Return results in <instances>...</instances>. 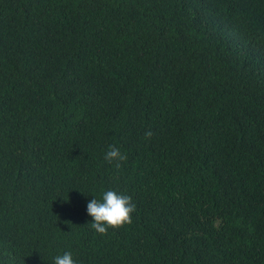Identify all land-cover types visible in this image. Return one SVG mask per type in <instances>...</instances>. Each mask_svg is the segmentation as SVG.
I'll use <instances>...</instances> for the list:
<instances>
[{
  "label": "trees",
  "instance_id": "16d2710c",
  "mask_svg": "<svg viewBox=\"0 0 264 264\" xmlns=\"http://www.w3.org/2000/svg\"><path fill=\"white\" fill-rule=\"evenodd\" d=\"M65 251L264 264V0H0V264Z\"/></svg>",
  "mask_w": 264,
  "mask_h": 264
},
{
  "label": "clouds",
  "instance_id": "9594fccd",
  "mask_svg": "<svg viewBox=\"0 0 264 264\" xmlns=\"http://www.w3.org/2000/svg\"><path fill=\"white\" fill-rule=\"evenodd\" d=\"M145 135H151L146 132ZM104 159L108 162H119L126 159L120 149L115 146H109L105 152ZM135 205L129 195L118 192L114 189L103 190L98 199L95 195L88 200L86 212L91 217V227L98 233H105L109 227H119L125 223L131 222V213ZM53 264H77L70 251L58 254L53 259Z\"/></svg>",
  "mask_w": 264,
  "mask_h": 264
}]
</instances>
